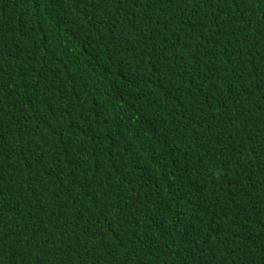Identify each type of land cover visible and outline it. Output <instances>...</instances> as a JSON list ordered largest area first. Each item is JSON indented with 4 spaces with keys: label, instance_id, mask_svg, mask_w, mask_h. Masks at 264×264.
I'll return each mask as SVG.
<instances>
[{
    "label": "trees",
    "instance_id": "obj_1",
    "mask_svg": "<svg viewBox=\"0 0 264 264\" xmlns=\"http://www.w3.org/2000/svg\"><path fill=\"white\" fill-rule=\"evenodd\" d=\"M0 264H264V0H0Z\"/></svg>",
    "mask_w": 264,
    "mask_h": 264
}]
</instances>
